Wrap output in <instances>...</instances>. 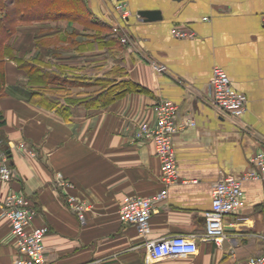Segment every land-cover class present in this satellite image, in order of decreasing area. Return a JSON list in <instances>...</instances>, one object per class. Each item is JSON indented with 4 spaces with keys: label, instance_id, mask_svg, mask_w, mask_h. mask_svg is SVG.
<instances>
[{
    "label": "crops",
    "instance_id": "1",
    "mask_svg": "<svg viewBox=\"0 0 264 264\" xmlns=\"http://www.w3.org/2000/svg\"><path fill=\"white\" fill-rule=\"evenodd\" d=\"M128 2L126 19L116 10V0H83L81 11L14 34L20 56L50 59L55 62L50 70L72 81L56 85L60 96L52 108L42 97L32 99L28 72L17 60L5 62L0 150L9 153L16 174L9 183L0 179V264H13L18 255L4 216L11 188L25 193L37 210L32 225L49 228L46 264H248L264 252V174L243 180L245 204L226 217L223 242L200 238L216 181L243 176L264 146V0ZM141 10H160L161 18L145 20ZM116 23L127 30L126 45L114 38ZM175 26L195 36L176 37ZM37 36L56 43L39 47ZM66 39L71 46L64 47ZM215 66L247 94V108L238 117L221 113L211 102ZM99 78L104 85L130 81L139 89L92 107L80 99L100 93ZM161 98L177 104L176 122L187 125L173 140L178 180L165 199L155 202L150 230L142 234L121 220L120 210L127 196L153 197L165 188L154 142L133 135L139 123L154 122V105ZM64 105L66 114L59 110ZM22 142L33 154L19 147ZM58 172L73 187L60 186ZM68 192L91 204L85 224L69 207ZM175 235L195 236L197 252L149 256L148 241Z\"/></svg>",
    "mask_w": 264,
    "mask_h": 264
},
{
    "label": "built area",
    "instance_id": "2",
    "mask_svg": "<svg viewBox=\"0 0 264 264\" xmlns=\"http://www.w3.org/2000/svg\"><path fill=\"white\" fill-rule=\"evenodd\" d=\"M115 8L122 19L128 18L131 14L128 0H116ZM262 18L264 20V12ZM113 29L120 35L122 34L123 41H127V32L119 23H116ZM172 33L179 38L195 36L194 31L179 26L173 27ZM156 68L164 70L165 66L157 65ZM210 94L211 102L225 115L238 117L247 108V94L232 86L230 77L221 66H215L213 69ZM177 109V104L172 100L161 98L154 105V122H141L133 130V135L137 140L154 142L156 152L161 160L162 179L165 184V188L157 196H127L124 199L120 210L121 220L124 223L134 224L142 234H147L150 230V218L155 202L166 198L168 187L175 183L179 177V165L173 140L175 134L187 123L177 124L175 119ZM188 124L193 125L195 121L190 120ZM19 147L32 154L34 152L24 142L20 143ZM251 161L253 166L243 176L224 175L214 184L212 207L205 214L206 229L200 236L201 239L212 240L220 245L226 238V217L238 212L245 204L246 194L242 185L243 180L257 179L264 174V146L256 152ZM15 174L9 153L0 150V179L9 183ZM57 179L63 188L73 187L72 181L65 178L61 172L57 173ZM67 201L80 222L85 224L87 222L86 212L91 206L88 200L81 198L75 192H68ZM3 206L4 216L10 221L11 231L18 250V255L13 264H46L45 236L49 228L32 225L37 210L29 197L25 193L11 188ZM146 246L149 256L155 260L170 255H192L198 250L196 237L186 235L150 240ZM248 264H264V252L252 256Z\"/></svg>",
    "mask_w": 264,
    "mask_h": 264
},
{
    "label": "trees",
    "instance_id": "3",
    "mask_svg": "<svg viewBox=\"0 0 264 264\" xmlns=\"http://www.w3.org/2000/svg\"><path fill=\"white\" fill-rule=\"evenodd\" d=\"M83 0H0V96L5 94L6 74L5 62L7 59L17 60L19 66L25 68L28 72L29 81L32 83V99L42 97V101L50 107L57 106L60 96L57 84L72 81L70 77L63 76V73L57 70H50L55 64L52 60L44 61L39 54L28 59L20 56L17 47L13 42L14 34L23 24H32L35 21H42L48 18L58 16H67L70 13L81 11ZM72 38V37H71ZM114 38L119 42L118 36ZM44 40V41H43ZM69 40V39H66ZM55 44V38L48 40L42 36H37L35 44L37 46ZM76 43V42H75ZM102 87L100 93L93 98L80 99L85 104L97 107L100 104L111 101L112 99L126 93L130 90H137L139 86L130 81L115 82L104 85L101 78L97 79ZM70 86V85H69ZM68 87V85H66ZM104 87H108L107 89ZM68 89V88H67ZM70 89V87H69ZM69 101L76 102L75 98H68ZM77 99V98H76ZM49 101V103H48ZM59 110L66 114L67 106L59 107ZM3 124V116L0 112V125Z\"/></svg>",
    "mask_w": 264,
    "mask_h": 264
},
{
    "label": "rangeland",
    "instance_id": "4",
    "mask_svg": "<svg viewBox=\"0 0 264 264\" xmlns=\"http://www.w3.org/2000/svg\"><path fill=\"white\" fill-rule=\"evenodd\" d=\"M120 24V23H119ZM40 25V23H39V21L38 22H34V23H32V24H29V23H27V24H23V25H20L19 26V30H24L23 28H25V29H27V28H29V27H34V26H36V27H38ZM120 26L127 32V30L120 24ZM18 30V31H19ZM114 30V29H113ZM18 31L16 32V33H18ZM113 33H115V35H117L118 36V38L121 40V43H123L124 45H126L127 44V42H128V39H129V37H128V39L126 38V40L127 41H123V37H121V35L119 36V34L120 33H118V32H115V31H113ZM40 35V33H37V35ZM12 39H19L18 37H16L15 36V38L13 37ZM44 41V40H43ZM71 39H69V42H64V47H66L67 46V44H68V46H71L72 45V43H71ZM60 44H62L61 42H60ZM66 45V46H65ZM64 176V175H63ZM65 177V176H64ZM66 178V177H65ZM68 179V178H67Z\"/></svg>",
    "mask_w": 264,
    "mask_h": 264
},
{
    "label": "water",
    "instance_id": "5",
    "mask_svg": "<svg viewBox=\"0 0 264 264\" xmlns=\"http://www.w3.org/2000/svg\"><path fill=\"white\" fill-rule=\"evenodd\" d=\"M139 13L145 20H155L161 18L160 10H141Z\"/></svg>",
    "mask_w": 264,
    "mask_h": 264
}]
</instances>
